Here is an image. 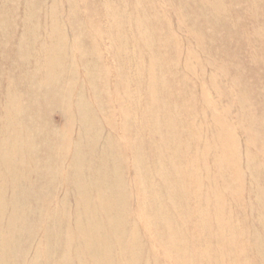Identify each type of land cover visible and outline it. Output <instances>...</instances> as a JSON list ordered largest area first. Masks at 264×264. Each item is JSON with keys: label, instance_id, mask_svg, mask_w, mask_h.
Instances as JSON below:
<instances>
[{"label": "rangeland", "instance_id": "rangeland-1", "mask_svg": "<svg viewBox=\"0 0 264 264\" xmlns=\"http://www.w3.org/2000/svg\"><path fill=\"white\" fill-rule=\"evenodd\" d=\"M23 1L0 0V147L14 96L51 156L0 186L6 264H264V0Z\"/></svg>", "mask_w": 264, "mask_h": 264}, {"label": "bare ground", "instance_id": "bare-ground-1", "mask_svg": "<svg viewBox=\"0 0 264 264\" xmlns=\"http://www.w3.org/2000/svg\"><path fill=\"white\" fill-rule=\"evenodd\" d=\"M61 1H63V3H67V5H68V8H69V10H71V8H72V3L71 2H73L72 0H61ZM60 1V2H61ZM43 2V0H24L23 1V4H22V6H23V8H27V7H29V6H33V13L34 14H37L38 13V10H37V8L39 9V6H40V4ZM120 2V1H119ZM50 3V2H49ZM55 3H56V1H55ZM115 3V2H114ZM117 3H118V1H117ZM202 3H204L205 4V7L206 6H208L212 11H213V13H215L216 11L218 12V8L220 7V5H218L217 3H215L214 2V0H202ZM261 3V1L260 0H255V5H259ZM51 4V3H50ZM50 4H48L49 6H50ZM88 5V4H87ZM148 5V4H147ZM13 6H14V4H13ZM52 6H54V5H52ZM145 6V5H144ZM160 7V6H159ZM105 8V7H104ZM127 8V7H126ZM209 9V10H210ZM24 10V9H23ZM48 15H50L51 16V13L53 12L52 11V7L50 8V9H48ZM52 11V12H51ZM57 11H58V9H57ZM131 11V10H130ZM32 12V11H31ZM63 12V11H62ZM203 12V11H202ZM61 13V12H60ZM68 13V12H67ZM57 16V15H56ZM23 17H24V15H23ZM46 17V16H45ZM61 17V16H60ZM36 18H38V17H36ZM58 18V17H57ZM62 18V17H61ZM215 18H217L216 16H215ZM188 19V18H187ZM45 20V19H44ZM51 20V19H50ZM53 20V19H52ZM68 20V19H67ZM252 20V19H251ZM15 22H16V20H14ZM46 21V20H45ZM106 21H108V20H106ZM254 21V20H253ZM53 22V21H52ZM51 22V23H52ZM130 23V22H129ZM169 23V22H168ZM32 24V23H31ZM140 24H142V23H140ZM257 24V23H256ZM2 25H4V24H2ZM182 25V24H181ZM33 26V25H32ZM122 26V25H121ZM120 26V27H121ZM49 27H50V23H49ZM131 27V26H130ZM151 27V26H150ZM178 27V26H177ZM199 27V26H198ZM33 28V27H32ZM257 28H258V26H257ZM53 29H54V27H53ZM34 30V29H33ZM52 30V29H51ZM72 30V29H71ZM147 30V29H146ZM37 32V31H36ZM107 32H109V31H107ZM264 33V32H263ZM45 34V33H44ZM55 34H56V32H55ZM89 34V33H88ZM10 35H12V34H10ZM53 36L54 34H53V31H50V33H49V35L48 36H45V40L47 41V42H49L50 40H51V37L50 36ZM87 35V34H86ZM207 35V34H206ZM33 38V37H32ZM216 38V37H215ZM43 40V39H42ZM239 40V39H238ZM258 40V39H257ZM20 42H18V49H19V51H16V54H17V56L19 57V59L22 61V59H21V56H22V51L23 50H21L20 51V47H22V42H23V39L22 40H19ZM235 41V40H234ZM35 42H37V39H36V37L34 36V38L31 40V44H30V46H31V49L32 48H36V44H35ZM54 43H55V41H54ZM259 44V43H258ZM221 46V45H220ZM23 49H24V47H23ZM228 49V48H227ZM203 50V49H202ZM51 51H52V49H45V50H43V49H41V48H39L38 50H36V52H34V54L33 55H31V59H30V57H29V59L30 60H33L34 59V61L36 60V59H40V61H41V67H40V69L42 70V71H45V72H50V73H55V71H54V68H55V66H57V65H61V62H62V60H61V57H56L55 56V54H51ZM58 51V50H57ZM15 52V51H14ZM30 52V51H29ZM181 52V51H180ZM58 53V52H57ZM133 53V52H132ZM115 54V53H114ZM91 56V55H90ZM244 60V59H243ZM24 61H22V63H23ZM69 62H71V61H69ZM139 62H141L140 60H139ZM94 64V63H93ZM36 69V68H35ZM188 70V69H187ZM37 70H34V72H36ZM216 71V70H215ZM137 72H138V70H137ZM47 73V74H48ZM138 74V73H137ZM54 77L56 78V80L57 79H60L61 78V76H58V75H56V74H54ZM95 78V77H94ZM53 79V78H52ZM136 80V79H135ZM127 81V80H126ZM182 81V80H181ZM137 82V81H136ZM48 83V82H47ZM46 83V84H47ZM39 84V83H38ZM141 84V83H140ZM144 84V83H143ZM82 85V84H81ZM184 85V84H183ZM206 86V85H205ZM94 90V89H93ZM135 90V89H134ZM149 90V89H148ZM138 90H136V92H137ZM37 93V92H36ZM139 93V92H138ZM263 93V92H262ZM128 94V93H127ZM130 95H132L131 93H130ZM8 97V96H7ZM6 97V98H7ZM5 98V100L6 101H4V106H6V105H8L9 103H10V105L9 106H6L5 107V110H4V113H3V115H4V124H3V129H4V131L6 130V131H8V132H12V135L14 134V135H17L18 136V139L20 138L21 140H20V142H17V136H14L13 138V140L11 139V142L9 141V140H7L8 139V137H6V135L4 136V138H3V140L2 141H5V143H6V145H5V147L7 146V144L10 142L11 143V145H12V147L13 148H15V151L16 152H18V153H16L15 151V153H16V155L17 154H19V157H18V159H17V161H15V160H13V158L11 157V158H5L6 156V149H4V147H3V145H2V148L0 149V186H2L4 183H6V186H7V183L8 184H10V189H11V191L10 192H12V194H14V192L16 191V189H17V187L15 186L16 185V183H14L15 182V180H16V177H15V180L13 179V174H14V171H15V168L17 167V169H20L19 170V172L21 173V172H23L24 170V172H26L27 173V177H29V174H32V173H37V171H43L44 170V165L43 164H41V163H43V158H45V162L47 163V160L50 158V156H51V152H50V150L49 151H47V150H45V151H41L40 150V148L41 147H43V146H41L40 144H38L37 143V141H36V137L35 136H32V135H28V133H29V130H30V126L31 127H35L36 126V124L37 123H39V121L38 120H36V118H35V116L33 115V112H34V109H35V106L33 107V104H31V102L30 101H25V100H23L22 98L20 99V98H18V100L16 101L15 100V98H14V96H11V100H7ZM231 99V98H230ZM44 101V100H43ZM138 103H139V101H138ZM151 103V102H150ZM130 104V103H129ZM153 104H155V102L153 103ZM205 104V103H204ZM136 105V104H135ZM86 106V105H85ZM88 106V105H87ZM99 106H100V104H99ZM83 108V107H82ZM155 108V107H154ZM157 110V109H156ZM216 111V110H215ZM189 113H190V111H189ZM217 113V112H216ZM44 114V113H43ZM96 114V113H95ZM104 114V113H103ZM202 115H203V113H202ZM204 116V115H203ZM151 117V116H150ZM81 120V119H80ZM123 120V119H122ZM180 120V119H179ZM194 120V119H193ZM174 121V120H173ZM218 121V120H217ZM221 121V120H220ZM5 122H6V124H5ZM80 122V121H79ZM120 122V121H119ZM225 122V121H224ZM100 123V122H99ZM122 123V122H121ZM86 124V123H85ZM38 125V124H37ZM100 125V124H99ZM137 125V124H136ZM198 125V124H197ZM200 125V124H199ZM231 125V124H230ZM135 126V125H134ZM138 126V125H137ZM140 126V125H139ZM182 126V125H181ZM12 127V128H11ZM23 127L25 128V130H26V135L24 136L23 134H22V129H23ZM6 128V129H5ZM58 128V127H57ZM84 128V127H83ZM12 129V130H11ZM70 129V128H69ZM24 130V129H23ZM82 130H84V129H82ZM4 131H3V133H4ZM143 131V130H142ZM152 131V130H151ZM86 132V131H85ZM202 132V131H201ZM149 133V132H148ZM203 133V132H202ZM9 134V133H8ZM21 135H23V136H21ZM95 135H97V134H95ZM246 135V134H245ZM29 136V137H28ZM37 136V135H36ZM59 136H61V135H59ZM55 137V136H54ZM131 137V136H130ZM129 137V138H130ZM97 138V137H96ZM1 139V138H0ZM139 140V139H138ZM150 140V139H149ZM248 140V139H247ZM22 141V142H21ZM55 141V140H54ZM75 142V141H74ZM86 142V141H85ZM262 142V141H261ZM0 143H1V141H0ZM55 143V142H54ZM54 143H53V146H54ZM1 145V144H0ZM78 145V144H77ZM85 145H87V143L85 144ZM90 145H91V143H90ZM208 148V147H207ZM233 148V147H232ZM46 149V148H45ZM47 149H49V148H47ZM61 149H63V148H61ZM202 150V149H201ZM178 152V151H177ZM262 152V151H261ZM171 154V153H170ZM58 155H61V153L60 154H58ZM90 155V154H89ZM202 155V154H201ZM174 156V155H173ZM75 158V157H74ZM106 158V157H105ZM174 158V157H173ZM223 158H224V156H223ZM76 159V158H75ZM207 159V158H206ZM132 160V159H131ZM110 161V160H109ZM158 162H159V160H158ZM246 162V161H245ZM49 163V162H48ZM206 164V163H205ZM59 165V164H58ZM61 165V164H60ZM89 165V164H88ZM102 165V164H101ZM137 165V164H136ZM62 166V165H61ZM208 166V165H207ZM49 167H52V165H50V163H49V165H47L45 168H49ZM102 167H103V165H102ZM181 167V166H180ZM104 168V167H103ZM105 169V168H104ZM186 169V168H185ZM2 170V171H1ZM109 170V169H108ZM138 171V170H137ZM20 173H18V175H17V178H19V176H21L20 175ZM71 173V172H70ZM140 173V172H139ZM37 176H39V175H37ZM26 177V179H27V181H28V185H32V187L31 188H33V187H36V185H34L35 184V182H32V181H30L28 178ZM114 177V176H113ZM113 179V178H112ZM120 179V178H119ZM10 180V182L11 183H9L8 181ZM88 183V182H87ZM46 184H48V182L46 183ZM120 184V183H119ZM101 186V185H100ZM143 186V185H142ZM239 186V185H238ZM113 187V186H112ZM150 192V191H149ZM194 192V191H193ZM235 192V191H234ZM189 193V192H188ZM120 194V193H119ZM148 194V193H147ZM152 194V193H151ZM175 194V193H174ZM5 195V194H4ZM123 195V194H122ZM121 195V196H122ZM169 195V194H168ZM177 195V194H176ZM193 195V194H192ZM216 195V194H215ZM214 195V196H215ZM38 194H36V200H38L39 198H38ZM166 196V195H165ZM190 196V195H189ZM217 196V195H216ZM40 197V196H39ZM47 197V196H46ZM161 197V196H160ZM156 198V197H155ZM158 198V197H157ZM63 199V198H62ZM122 199V198H121ZM159 199V198H158ZM176 199H178V198H176ZM42 200V199H41ZM115 200V199H114ZM123 200V199H122ZM170 201V200H169ZM65 202V201H64ZM161 203V202H160ZM106 204V203H105ZM12 205V204H11ZM15 205V204H14ZM25 205V204H24ZM67 205V204H66ZM107 205V204H106ZM162 205V204H161ZM188 205H190V204H188ZM194 205V204H193ZM198 205V204H197ZM104 206V205H103ZM163 206V205H162ZM76 207V206H75ZM123 207V206H122ZM205 207V206H204ZM208 207V206H207ZM60 208V207H59ZM64 208V207H63ZM201 208H202V206H201ZM101 209V208H100ZM125 209V208H124ZM95 210V209H94ZM198 210V209H197ZM38 211V210H37ZM80 211V210H79ZM28 212V211H27ZM34 212V211H33ZM63 212V211H62ZM60 213V212H59ZM66 214V213H65ZM220 214V213H219ZM10 215V214H9ZM63 215V214H62ZM74 216V215H73ZM67 217V216H66ZM191 217V216H190ZM222 217V216H221ZM78 218V217H77ZM179 218V217H178ZM89 219V218H88ZM175 219V218H174ZM187 219V218H186ZM8 220V219H7ZM35 220V219H34ZM76 220V219H75ZM259 220V219H258ZM77 221V220H76ZM184 221V220H183ZM91 222V221H90ZM89 222V223H90ZM8 223V222H7ZM15 223V222H14ZM77 223H79V222H77ZM87 223V222H86ZM19 224H20V222H19ZM31 225V224H30ZM120 225V224H119ZM222 225V224H221ZM17 226V225H16ZM12 227V226H11ZM31 227V226H30ZM75 227V226H74ZM180 229V228H179ZM209 231H211V230H209ZM224 233V232H223ZM23 235V234H22ZM81 235V237L82 238H85V236L83 235V234H80ZM17 237V236H16ZM215 237H217V236H215ZM99 240V239H98ZM153 240V239H152ZM134 242H136V241H134ZM6 243H7V240L5 241L4 240V242H3V240H2V244H4V245H6ZM112 243V242H111ZM51 244V243H50ZM97 244V243H96ZM63 245V244H62ZM66 245V244H65ZM93 245V244H92ZM104 245V244H103ZM100 246V245H99ZM76 247V246H75ZM118 247V246H117ZM120 247V246H119ZM4 248H5V246H4ZM3 248V249H4ZM91 248V247H90ZM93 248V247H92ZM119 249V248H118ZM90 251V250H89ZM109 251V250H108ZM7 253V251L5 252V250H2V256L0 257V264H6V262H5V259L3 258L4 257V255ZM132 255V254H131ZM168 256V255H167ZM104 257V256H103ZM65 258V257H64ZM50 259V258H49ZM105 260V259H104ZM11 264H13V263H11Z\"/></svg>", "mask_w": 264, "mask_h": 264}]
</instances>
